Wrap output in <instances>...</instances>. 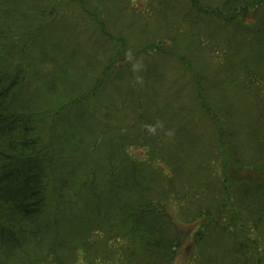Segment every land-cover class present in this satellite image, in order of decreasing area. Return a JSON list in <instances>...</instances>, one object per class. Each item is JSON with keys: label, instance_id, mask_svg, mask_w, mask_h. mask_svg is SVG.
<instances>
[{"label": "trees", "instance_id": "obj_1", "mask_svg": "<svg viewBox=\"0 0 264 264\" xmlns=\"http://www.w3.org/2000/svg\"><path fill=\"white\" fill-rule=\"evenodd\" d=\"M140 1L142 12L133 15L134 0H119L114 26L128 16L137 29L143 19L144 31L152 35L159 25L165 35L162 28L174 23L185 58L172 54L185 77L191 70L194 104L202 108H186L190 120H168L175 132L170 147L167 141L157 147L154 133H145L166 119L167 108L150 115L154 101L148 100L164 82L162 75L156 82L152 77L165 60L161 42L136 39L132 49L125 35L130 26L119 28L109 41L122 42L133 50V60L151 65L140 74L146 87L135 84L132 74L118 72L103 88L123 96L115 81L122 76L128 81L129 96L121 107H105L94 96L89 111L75 67L67 65L71 51L59 47L61 41L36 43L48 25L65 16L48 23L49 0H0V264H68L83 259V252L96 263L105 256L122 264H173L185 242L181 227L192 225L198 227L187 232L188 264H264V0H181L171 8L172 0L163 22L158 0ZM154 2L159 15L150 10ZM62 3L71 9L67 17L111 18L106 0ZM246 16L252 22L246 23ZM151 18L157 25L148 24ZM162 39L172 44V37ZM83 66L92 68L86 61ZM231 74L236 88L226 93L237 95L234 106H223L215 96L221 77ZM49 105H59L58 111L49 113ZM70 108L80 114L69 119ZM89 112L101 116V125ZM205 120L211 123L202 129ZM94 124L96 133L101 129L111 136L104 159L97 149L104 147L102 138L80 132ZM116 128L124 130L119 137ZM140 146L150 148L148 157L131 154L129 149ZM163 146L169 170L159 164ZM122 167H128L125 180H110L103 189L104 179L116 178ZM105 190L108 198L102 196Z\"/></svg>", "mask_w": 264, "mask_h": 264}, {"label": "rangeland", "instance_id": "obj_2", "mask_svg": "<svg viewBox=\"0 0 264 264\" xmlns=\"http://www.w3.org/2000/svg\"><path fill=\"white\" fill-rule=\"evenodd\" d=\"M61 1L65 3L66 0H61ZM168 1H172V0H158V3H160V10L164 13L163 20L160 22H163L164 20L167 21L166 18H167V2ZM179 1L181 2V0H177V1L173 0L174 3L171 6V8H176V7L178 8ZM62 2L58 3V2H53L52 0H49L48 5H46L44 9V15L48 16L49 18L48 23L53 21L55 17H57V20H59L65 16L64 17L65 19H62L59 22L53 24L52 27H50L51 25H48L47 29L43 32L44 34L43 33L42 35L36 34V35H39L40 37V39L36 43H40V41H44V42L46 41L45 43L47 44L50 42H57V44L59 45V41H61V44L59 45V47L63 48L64 50L71 51L69 54L70 56H69V61L67 62V65L71 64L72 67L73 65L75 67V69H71V70L73 72V75L76 78L75 82L78 83L79 92L83 93L82 94L83 96H86L85 101H84V103H86V100H87L86 104H88V108L86 107V110H89V111L92 110V107L94 106L92 103V99L94 98V96H96V99H99L100 103H106L105 105H103L105 107L111 106V108L113 109L116 108L115 110L121 107L119 102L129 96V92L127 91V87L129 85L128 81L127 80L124 81L125 79H122L123 76L120 78L118 77L115 81V85L118 84L121 88L120 91L122 93L120 94L124 93L123 96L116 95L113 93V91L105 90L106 88H103L104 86L105 87L109 86L108 84L111 83L110 80L112 81V77L115 76L118 72H128L130 75L132 74L131 76H132L133 81L134 79H136L135 80L136 82H134L135 84L142 85L141 87L143 86L146 87V82L144 81L142 77H140V74L145 75L144 71L146 70V68H148L151 65H148L146 67V65L143 63L144 60H141V59L133 60L132 53L134 52L132 49H135L134 48L135 44L133 43L136 39H140V41H144L146 43L152 42L153 44H156V45H159L158 42L162 43L159 45V47L161 48V50H163V53H164L163 56L165 57L164 58L165 60H162V67L160 66V64H158L161 67L160 68L161 72H159V70H158V73L153 72L152 77H153V80L156 82V78L158 81V78L162 75L164 82L159 85L158 92H156L154 95L152 92V95L148 97L150 98L148 100H151V102L154 101V104L151 105L149 108V110H151L149 112L150 115L154 116L153 115L154 112H156L157 114L158 111H161V110L164 111V108H167V112L165 114L166 119H163L162 121L159 120L160 121L159 123L161 125L156 123L153 127L148 128L145 131V133L147 132L148 135L150 136L153 135L154 133L155 138L153 140L155 143H157V147L160 146L161 141H167L166 144L168 147H170L172 145L171 141H172V137L175 132L168 128V125H169L168 120H171L172 122L174 118H176L177 120H180L183 117H185L187 120L188 119L190 120L191 116L188 115V111H187L188 109L186 108L196 109L198 112L202 111L201 110L202 108H200V106H198L196 103L194 104V100L196 97V91L191 88L192 84L188 82L189 79L192 81L193 80L196 81V79L192 77L190 73L191 70L187 71L188 75L186 77L182 74L183 69H181V66L179 63L180 60H177L176 57H174L173 55L175 52L176 54L178 53L179 57L182 56L181 58H185L183 50L180 48H177L179 44V38L177 35L179 34H176L175 33L176 29H173L172 27V26H175L174 23H171L170 25H167L165 28H162L166 32L165 34L166 37L173 38L171 42L172 44L170 45L171 46L170 47L167 44L165 45V43H168V42H163L162 37H165V35H163V31L159 32L160 30L159 25L157 29H154L155 31L153 32L152 35H150V33L147 32V30L144 31L142 29L145 27V25L143 24V19H140L141 26H139L138 29H137V24L135 26L130 25L128 16L122 17L120 19V25L114 26L113 20L116 19L117 15H119V10H118L119 0H106V3L109 6V10L111 11L110 13L111 18L100 16L101 19L95 17L96 15H94V17L92 18L88 16L89 17L88 18L87 15L85 16L82 14L81 15L71 14L67 17L66 15L71 11V9L66 10L65 8H68V7L63 5ZM140 2H141L140 0H134V3L131 5L133 11H131L130 14L134 15V13L140 14L139 12H142L141 11L142 6ZM156 5H157L156 2L152 3L150 6V10L152 11V13L159 15L157 10L155 9ZM72 8H75V6ZM65 12H67V14ZM76 12H78V9ZM103 18L105 19V21L103 20ZM251 18L252 16H246L244 20L246 23H249V22H252ZM149 21H150V25H152V23H156L157 25V22H158L157 19H152V18L148 20V24H149ZM131 22L133 23V20H131ZM136 22L138 21L136 20ZM104 24L107 27L106 26L104 27ZM128 25L130 27L126 28V30H130V32L128 34L125 33V35L127 36V39L130 41V44H133L131 45L132 49L130 47L123 48L122 42H119V41L114 42V44L110 43L109 40H111L110 39L111 36H117L120 31L119 28L121 29V27H124V26L127 27ZM155 34H157L156 36H158L156 39L154 37ZM30 44L26 45V48H28ZM131 50H132V53H131ZM123 51L125 52L123 53ZM193 54H190L191 58ZM57 58L58 60L62 61V58L64 57L62 55H59L57 56ZM84 60L88 64L91 65L92 68L90 70H88V68H84V66L82 67L83 63H85ZM111 62H113L114 64H111ZM106 66H107V69L105 71H102ZM181 74H182V77H181ZM225 77H221L222 84L219 88V92L216 94L215 97L217 100H220L223 103V106H234V101H235L234 99L236 98L237 94L236 93H226V89L236 88L237 79H236V76L233 74L227 76L226 79ZM29 88L30 86H28V89ZM149 93H151L150 90H149ZM50 100H54V97L51 96ZM114 102L116 104L111 105ZM121 102H124V101H121ZM151 102H149V104H151ZM80 105L82 108H84L83 102L80 103ZM58 106L59 105H49L46 108L48 109L49 113L51 111L55 113L58 111L57 110ZM73 113H79L78 109L74 108L72 110L70 108V110L67 111V117H69V119H72ZM160 113H162V111ZM88 114L89 116H92V118L94 117L95 120L98 119L97 123L101 125L100 119L102 118L100 115L97 116L90 112ZM124 114L125 112L121 111L119 115H124ZM75 115L77 116V114ZM196 118L198 119V117ZM111 123H113V121ZM210 123H211L210 120H205V122L202 124V129L208 126V124ZM114 124L115 126H117V122H114L112 125ZM45 126L49 127L48 124H45ZM43 127H44V124L41 125L40 133L46 132L45 130L47 128L43 129ZM96 127L97 125L95 124L88 126V127L86 126L85 128H87V130L85 131V128L84 129L81 128L80 132L81 134H84L85 136L90 133L91 135L95 134L97 135L98 140L100 139V137L102 138L101 142L103 143L105 148L103 146L97 148L100 151L98 152L99 156H101L102 153L104 154V152L107 151L105 144L107 141H109L111 136L109 133L106 134L103 131L101 132V129H97V133H96ZM122 131L124 130H121L118 128L114 130V132L117 134L118 137L121 136ZM51 133L52 131L49 134ZM142 133L140 135L138 134L135 137L139 136L140 138ZM129 134H131V131H128L126 133V135H129ZM117 136L113 134V137L115 139L117 138ZM208 138L209 136L206 137V140ZM167 146L166 148H164L163 146V149L159 153V157H161V162H159V164L163 166L165 165V162L162 160V156L164 155V149L168 148ZM129 150L131 154L134 155L138 159H143L144 157H148V152H150V148L144 149L141 146L136 149L132 147ZM98 153L96 152L95 155H97ZM116 153L117 155L121 154L118 151ZM104 158L105 156L102 157L101 159H104ZM123 162H126V159ZM195 165H197V162L195 163ZM163 168L169 170L167 166H164ZM220 169L221 167L218 168L219 172H220ZM127 173H128V167H122L119 171V176H116V178H105L102 184V186L104 187L103 189L109 188L108 183L110 180H115V182L117 183L121 180H125L121 178L128 175ZM102 196H105L108 198L107 190L103 191ZM100 202L103 203L102 200H100ZM168 212L171 213L170 215L173 216L174 218L176 217L175 208L170 207L168 209ZM196 227H198V225H192L189 227L188 226L181 227V229L183 230L182 232L185 237V242L183 243L182 247L179 249L177 259L175 260L173 264H188V258L192 250L190 246L191 245L190 241L192 240V238H190V234H187V232L189 230H192V228L196 230ZM83 256H84L83 259L79 258L78 259L79 261L77 259L76 261L71 260V263H68V264H100V263L122 264L121 261L120 263L118 262L116 257H114L113 261H111V260H108L105 256H101L105 260H101L99 261V263H96V261L94 260L96 257H93V259L91 260L88 258L89 255L84 252H83ZM71 257L73 258V256ZM52 258L56 259V256H52ZM54 262L58 263L57 261H54Z\"/></svg>", "mask_w": 264, "mask_h": 264}]
</instances>
